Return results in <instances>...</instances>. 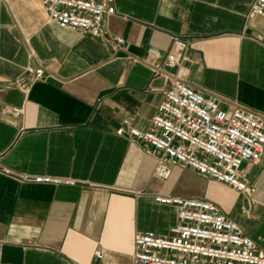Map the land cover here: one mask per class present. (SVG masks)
Listing matches in <instances>:
<instances>
[{
	"label": "crops",
	"instance_id": "obj_1",
	"mask_svg": "<svg viewBox=\"0 0 264 264\" xmlns=\"http://www.w3.org/2000/svg\"><path fill=\"white\" fill-rule=\"evenodd\" d=\"M252 1L115 0L104 35L94 37L50 20L41 0H0V162L12 171L0 172L3 261L132 264L137 231L166 233L177 220L157 193L214 201L264 250V153L244 165L254 187L247 195L179 166L159 179L156 158L117 132L129 115L139 129L150 127L169 77L154 75L144 57L151 46L165 52L172 35L191 40L182 79L227 108L264 115V41L251 36L264 37V17L245 20ZM30 64L45 66V77L24 91L14 82Z\"/></svg>",
	"mask_w": 264,
	"mask_h": 264
},
{
	"label": "built area",
	"instance_id": "obj_2",
	"mask_svg": "<svg viewBox=\"0 0 264 264\" xmlns=\"http://www.w3.org/2000/svg\"><path fill=\"white\" fill-rule=\"evenodd\" d=\"M49 19L75 30L80 35L102 37L108 16L116 13L115 0H41ZM264 17V0H253L245 20ZM252 37L263 40L259 33ZM170 47L161 51L151 46L144 61L154 75L168 74L169 86L150 127L141 130L133 124V116L123 119L117 129L132 141L143 144L144 151L156 158L154 175L167 179L173 166L194 171L201 177L222 182L238 192L251 195L245 163H258L264 153V115L250 107L222 105L213 94L196 89L182 79L179 68L189 58L191 40L172 35ZM122 43L121 36H114ZM165 66L175 67L167 72ZM45 66L27 65L15 85L28 91L32 84L45 77ZM20 115L21 108L10 109ZM0 172L11 170L0 162ZM35 182L75 184L69 177L50 174L21 175ZM154 199L176 207L177 220L166 233L154 230L134 234L132 264H264V250L249 237L241 225L212 200L173 193H157ZM247 208L242 206V211ZM5 240L0 238V264ZM99 245L94 255L104 256Z\"/></svg>",
	"mask_w": 264,
	"mask_h": 264
}]
</instances>
